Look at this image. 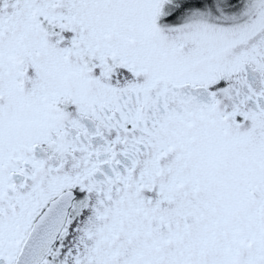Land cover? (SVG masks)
<instances>
[{
    "label": "snow or ice",
    "instance_id": "obj_1",
    "mask_svg": "<svg viewBox=\"0 0 264 264\" xmlns=\"http://www.w3.org/2000/svg\"><path fill=\"white\" fill-rule=\"evenodd\" d=\"M0 264H264V0H0Z\"/></svg>",
    "mask_w": 264,
    "mask_h": 264
}]
</instances>
